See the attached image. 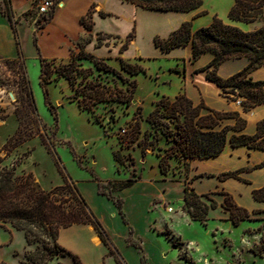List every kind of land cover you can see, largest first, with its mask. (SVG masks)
Returning <instances> with one entry per match:
<instances>
[{
    "label": "rangeland",
    "instance_id": "rangeland-1",
    "mask_svg": "<svg viewBox=\"0 0 264 264\" xmlns=\"http://www.w3.org/2000/svg\"><path fill=\"white\" fill-rule=\"evenodd\" d=\"M229 1L207 2L204 8L207 13L192 20L193 29L209 25L212 16L210 10L221 11ZM29 19H36V24L39 19L43 21V15L38 14L35 3ZM255 27L256 24L245 23L247 29ZM54 29L56 32L58 25H55ZM20 35L30 86L43 125L38 129L33 116L29 115V103L21 89L23 81L18 65L0 57V158L3 160L2 164L13 168L16 174L32 172L46 189L63 184L64 179L55 155L48 151L42 141L43 138L52 141L54 150L60 157L62 169L74 181L89 179L100 181L101 190L114 197H119V183L129 178H137L142 174L144 178L154 180L161 172L156 154L157 147H167L169 143L161 133V129L151 127L147 117L163 96L174 98L180 92H186L196 104L204 101L206 105L219 111L237 110L247 120L248 133H254L257 122L264 119V104L244 111L239 100H229L224 97L215 83L207 81L198 85L197 81L192 79L194 74L201 72H197L198 69L211 61H208L211 54H205L195 61H192V55L189 58L182 55L177 59L172 54H162L158 49L159 54H155L154 45L151 46L146 34L141 37L139 44L144 47V53L149 55L136 57L132 55L134 49H131L127 58H124L144 68V71L133 76L137 81L134 100L129 106L119 103L100 104L94 108L95 112L92 116L89 111L82 110L78 103L71 99L74 90L66 78L54 79L46 85L41 82V66L33 43V34L24 25L20 28ZM54 39V36L41 37L39 45L42 53L57 52ZM125 39L120 41L112 37L103 38L102 44L107 41H117V44L122 46ZM121 58L123 57L111 55L97 56L96 61L90 59H79V61L83 67H91L94 70L92 78L112 84L117 81L120 86H126L113 73L99 70L96 65V63L99 65L108 63L121 70ZM68 60L56 58L55 64ZM245 63V59L227 61L220 67L219 74L226 77L238 68L246 67L248 64ZM125 75L129 76L127 73ZM257 76L264 79V68ZM185 77L188 79L186 80ZM138 106L142 108L143 115L140 137L137 141L126 142L121 147V136L125 130L131 129L130 124ZM113 110L115 114L114 118H111ZM17 111L23 119L22 125ZM96 115L103 118L107 130L94 120ZM227 123L231 124L233 120L224 121V124ZM147 130L150 131L149 136L145 135ZM25 132L31 133L32 137L14 147L15 140L18 139L17 133ZM139 141L142 142L141 145ZM143 145L148 146L145 151ZM153 145L156 149H152ZM117 149H122L125 155L123 164L118 163L114 157V151ZM263 160V150L247 146L234 148L230 145H227L224 152L217 157L188 160V169L184 159H170L167 175L174 182L168 185L158 182L155 190L165 194L166 197L165 200L162 198L157 200L158 210L153 223L161 233L158 237L144 233L147 240L145 255L149 262L152 264H264V249L260 247L264 243V202L255 200L252 193L253 189L264 186V166L241 172L240 175L249 182L235 178L220 180L217 176L226 171L251 168ZM203 173H212L214 176H198ZM185 185L193 188L203 202L207 204H211L213 200L217 202L215 208L209 209L205 223L193 220L189 215L184 202ZM227 194H231L238 205L247 208L253 218L235 224L231 219L230 211L222 205ZM257 210L262 211L254 213ZM34 247L35 245H27L23 232L0 228V264H22L26 253ZM105 247L92 248L85 255V262L98 264L102 259L101 253L105 252L103 255L105 259L101 264H118L116 256L110 252L108 246ZM106 255L113 257V260H108ZM49 264H76V262L72 255L65 254L55 257Z\"/></svg>",
    "mask_w": 264,
    "mask_h": 264
},
{
    "label": "trees",
    "instance_id": "trees-1",
    "mask_svg": "<svg viewBox=\"0 0 264 264\" xmlns=\"http://www.w3.org/2000/svg\"><path fill=\"white\" fill-rule=\"evenodd\" d=\"M60 0H55L56 5ZM147 9L171 10V11H192L202 6V0H126ZM2 3V2H0ZM36 4V1H35ZM3 9L9 18H13V13L8 0L3 1ZM53 9L48 15L43 16V21L38 20L37 30L43 28L54 14ZM207 13L199 12L196 16ZM228 17L234 21L244 23H259L254 30L247 31L236 25L225 22L217 15L213 16L211 23L207 26L193 29L192 20L184 21L179 28L172 31L167 37L155 36V44L163 51H170L175 47L192 45V61L197 60L207 52L213 53L212 60L197 72L204 71L207 80L215 83L222 91V95L229 100H239L244 111H249L259 105L264 104V79H254L251 73L264 65V0H235L229 10ZM85 28L92 29V10L81 18ZM104 36V37H103ZM111 35L98 33V45H102L103 38ZM135 37V30L125 39L120 48L124 52ZM91 40L90 36L79 42L77 49L72 51L68 61H62L56 65V58L48 59L39 55L41 66V82L46 85L54 79L64 77L71 84L74 93L71 96L82 110H87L94 115V108L100 104H125L129 106L134 100V92L137 81L134 75L144 68L138 63H131L121 58V70L114 68L108 63L99 65V70L113 73L121 79L126 86H120L116 81L113 84L97 78H92L94 70L91 67H83L79 59L97 60V56L88 52L85 45ZM34 43L37 45V37L34 36ZM247 58L249 63L243 69L223 77L219 74L221 65L230 59ZM105 58H103L104 60ZM18 65L22 78V91L28 99L29 115L34 118V123L40 129L43 125L39 117L30 80L27 73V66L22 54L17 58L5 59ZM125 73L129 74L126 76ZM56 76V77H55ZM114 111L111 118H114ZM142 108L138 106L134 113L131 129L125 130L121 136V147L126 142H135L141 134V123L143 120ZM17 116L22 125L23 119L17 111ZM94 120L102 124L106 130L107 126L103 118L95 116ZM226 120H233V123L224 124ZM147 121L152 128L161 129V133L166 137L169 145L167 147H157L159 167L162 174L167 175L170 168V159H184L188 169V160L194 158L206 159L221 155L226 146L241 147L247 146L253 149L264 151V119L257 122L254 133L246 132L247 120L237 110L219 111L209 107L201 101L196 104L186 92H180L174 98L161 97L155 105ZM14 147L21 145L32 137L30 133H17ZM146 136L150 131L145 132ZM43 143L48 151L55 155L56 163L63 176V184L51 189L44 188L32 172L16 174L15 170L7 165H3L0 158V228L10 230L15 228L22 231L27 245L35 247L26 253V258L22 264H49L51 260L59 255L70 254L76 264H82L81 258L62 246L58 239L62 228L74 224H91L104 244L108 246L110 252L116 256L118 264H123L119 257V252L113 241L100 221L93 212L87 200L81 193L76 181L61 167L60 157L54 150L51 140L43 138ZM139 141V145H141ZM148 146L143 145V151ZM123 149V148H122ZM122 149L114 151V157L118 163L123 164L124 153ZM152 149H156L153 145ZM264 166V160L255 166L240 168L234 171L219 173L220 180L235 178L249 182L240 174L243 171L252 170ZM214 176L212 173H203L198 176ZM141 176L129 178L119 183L118 189L129 187ZM99 192L107 195L118 206L124 217L122 210L123 198L114 197L101 190L100 181ZM255 200L264 202V186L255 188L252 191ZM184 202L188 208L189 215L193 220L205 223L210 208H215L218 204L212 201L207 204L200 199V196L193 188L185 185ZM230 211L231 219L235 224L241 220L252 219L250 211L238 205L231 194H227L225 202L222 204ZM262 210L254 211V213ZM264 249V243L261 244Z\"/></svg>",
    "mask_w": 264,
    "mask_h": 264
},
{
    "label": "crops",
    "instance_id": "crops-1",
    "mask_svg": "<svg viewBox=\"0 0 264 264\" xmlns=\"http://www.w3.org/2000/svg\"><path fill=\"white\" fill-rule=\"evenodd\" d=\"M3 1L4 0H0V2H2L0 3L1 58H17L22 54L25 59L20 39V28L26 25L33 34V43L34 36L37 37L38 47L35 43L34 46L38 52V58L39 55H41L48 59L59 58L67 60L70 59L72 51L77 49L78 43L84 41L87 36H90L91 40L85 45V49L96 56L108 57L112 55L115 57L121 56L127 58L131 49H134L132 55H136V57H146L149 54L144 53V47L139 44L144 34H146L147 38L151 41V46L154 45L153 53L159 54L158 50H160L162 54H172L177 59L182 57V55L189 58L193 54L191 44L178 46L170 51H163L156 46L154 41L155 36L160 35L167 37L172 31L179 28L184 21L195 20L199 12L206 11L204 10L206 3L211 0H202L203 4L201 7L186 12L147 9L126 0H60L55 7L54 14L50 21L39 30L36 28V19H29L31 11L34 8L35 0H8L13 13L12 19L9 18L4 11ZM234 2L235 0L227 2V6L221 11L210 10L212 15L210 23L213 16L217 15L225 22L236 25L247 31L257 28L260 25L259 23H249V25L256 24L257 27L247 29L245 28L244 22L234 21L228 17L229 10ZM90 10H92V29L88 31L82 23L81 18ZM55 25H58V30H56V32H54ZM134 30L136 32L135 37L130 41L129 47L124 52L120 51L121 46L117 44V41H107L100 46L98 45L97 36L100 32L111 35L112 38L122 41ZM44 36H54L57 52L47 54L43 51L42 53L39 42L41 37ZM205 54H211L208 61L212 60L214 56L212 52H207ZM240 59L246 60L245 65L249 63L247 58ZM227 61H225L221 67ZM262 68H264V65L255 69L251 73V76L256 80L261 79L257 75ZM239 70H241V68H238L227 76ZM185 79L187 80L188 78L185 77ZM192 79H195L198 85H202L201 82L209 81L206 79L204 71L194 74ZM158 182L168 185L174 181L170 180L168 175L162 174L161 172L160 175L158 174L155 176L154 180L152 178H144L141 174V177L135 181L133 185L120 190L119 196L123 198V217L116 203L107 195L99 192L98 181L91 179L76 181L89 206L110 234L123 264H152L145 255L147 240L146 237H144V233H148L154 237H158L161 233L153 225L156 219V211L158 210L156 202L160 198L163 200L166 199L165 194L155 192ZM11 230L19 231L15 228H11ZM58 241L66 249L77 254L84 264H87L85 262V255L89 253L92 248H106L103 240L91 224L81 223L62 228ZM104 253H101L100 257L102 259L98 264H101L105 259L103 258ZM105 257L108 258V260H113V257L109 255ZM163 259L167 261L164 257Z\"/></svg>",
    "mask_w": 264,
    "mask_h": 264
},
{
    "label": "built area",
    "instance_id": "built-area-1",
    "mask_svg": "<svg viewBox=\"0 0 264 264\" xmlns=\"http://www.w3.org/2000/svg\"><path fill=\"white\" fill-rule=\"evenodd\" d=\"M36 8L39 15H48L56 5L55 0H35Z\"/></svg>",
    "mask_w": 264,
    "mask_h": 264
}]
</instances>
